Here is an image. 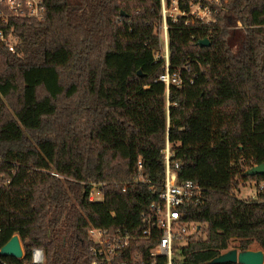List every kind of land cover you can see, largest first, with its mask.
Returning <instances> with one entry per match:
<instances>
[{"label": "trees", "instance_id": "1", "mask_svg": "<svg viewBox=\"0 0 264 264\" xmlns=\"http://www.w3.org/2000/svg\"><path fill=\"white\" fill-rule=\"evenodd\" d=\"M45 2L44 19L15 22V52L0 42V249L16 234L24 247L0 264H93L91 227L137 237L163 190L167 138L178 182L203 188L184 220L207 232L176 245L174 264L264 250V174H247L264 164V0H231L213 28L170 23L185 83L169 104L160 0ZM232 23L244 29L238 53ZM248 181L257 197L238 198ZM154 245L136 239L113 264H149Z\"/></svg>", "mask_w": 264, "mask_h": 264}, {"label": "built area", "instance_id": "2", "mask_svg": "<svg viewBox=\"0 0 264 264\" xmlns=\"http://www.w3.org/2000/svg\"><path fill=\"white\" fill-rule=\"evenodd\" d=\"M231 0H160V50L155 54V60L164 62V71L159 81L165 85L166 98L169 104L172 86L182 87L185 83L182 70H171L170 58V23L182 22L185 26L197 25L213 28L219 24V16L225 11ZM47 5L45 0H0V42L13 52L19 42L14 33L16 21L42 20L45 17ZM193 83L194 79L190 78ZM165 155V178L159 200L151 203L144 213L145 228L137 236H129L121 231L108 232L91 227L90 235L94 244L91 247L96 257L93 264L101 259L106 264H113L114 259L124 253L136 239H154L155 245L149 251V264H174L175 247L184 244L187 236L200 232L201 225L184 220L183 207L190 203H198L203 198V188L191 180L178 182V164H171V148L167 138L163 150ZM142 169V162L139 161ZM125 190V188H124ZM101 191L94 186L90 200H101ZM41 253V260H36L35 254ZM136 258H140L139 254ZM44 252L35 249L33 262L42 263ZM127 264V263H123Z\"/></svg>", "mask_w": 264, "mask_h": 264}, {"label": "water", "instance_id": "3", "mask_svg": "<svg viewBox=\"0 0 264 264\" xmlns=\"http://www.w3.org/2000/svg\"><path fill=\"white\" fill-rule=\"evenodd\" d=\"M198 44L200 46H209L208 38L201 39ZM140 75H143L141 70ZM248 175L264 174V164L252 167L247 171ZM0 256H10L16 259L24 257V247L18 234L14 235L1 249ZM226 262H234L240 264H264V250H239L238 248L229 249L210 261V264H221Z\"/></svg>", "mask_w": 264, "mask_h": 264}, {"label": "rangeland", "instance_id": "4", "mask_svg": "<svg viewBox=\"0 0 264 264\" xmlns=\"http://www.w3.org/2000/svg\"><path fill=\"white\" fill-rule=\"evenodd\" d=\"M229 28H230V30L233 33V36H232V39H231L232 40L233 49H234V51L236 53H238L240 48H241V43H242V39H243L244 29H243V27L240 24H234V23H232ZM156 32L158 33L159 38H160V33H161L160 25H158L156 27ZM235 193H236L237 197L240 198V199H251V198L257 197V183H256V181H248L246 183L242 182L240 184V186H239V189L236 190ZM205 227H206L205 225L201 226V230L198 233V237H200V238H205L206 237L207 232H206V228ZM251 249L252 250H258L259 247L256 244H254V245L251 246ZM42 262H44V260Z\"/></svg>", "mask_w": 264, "mask_h": 264}, {"label": "bare ground", "instance_id": "5", "mask_svg": "<svg viewBox=\"0 0 264 264\" xmlns=\"http://www.w3.org/2000/svg\"><path fill=\"white\" fill-rule=\"evenodd\" d=\"M35 257H36V259L37 260H41V253L40 252H37L36 254H35Z\"/></svg>", "mask_w": 264, "mask_h": 264}]
</instances>
